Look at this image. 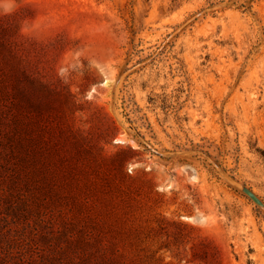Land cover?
I'll return each mask as SVG.
<instances>
[{
	"label": "rangeland",
	"instance_id": "rangeland-1",
	"mask_svg": "<svg viewBox=\"0 0 264 264\" xmlns=\"http://www.w3.org/2000/svg\"><path fill=\"white\" fill-rule=\"evenodd\" d=\"M0 56L48 200L0 203L2 254L264 264V0H0Z\"/></svg>",
	"mask_w": 264,
	"mask_h": 264
},
{
	"label": "trees",
	"instance_id": "trees-1",
	"mask_svg": "<svg viewBox=\"0 0 264 264\" xmlns=\"http://www.w3.org/2000/svg\"><path fill=\"white\" fill-rule=\"evenodd\" d=\"M1 61L3 59L0 56V147L2 148L0 150V169H2L0 177H2L1 182L5 184V190L0 195V203L5 205V210H9L12 217L21 215L23 219H26L24 213L36 212L37 214L38 210L48 201L45 196H41L34 189L30 192L31 198L29 199L26 190L29 177L25 164L28 153H30L33 168H35L33 172L36 171L40 157L37 143L41 115L35 108L32 112L28 111L30 105L26 94L19 87L13 73L6 69L4 66L6 64H1ZM47 157L49 162H52L50 150L47 152ZM32 181L35 184V177ZM102 261L101 264H116L114 259L110 258ZM47 263L52 264L49 261ZM0 264L39 263L18 252L8 250L2 254L0 248Z\"/></svg>",
	"mask_w": 264,
	"mask_h": 264
},
{
	"label": "water",
	"instance_id": "water-1",
	"mask_svg": "<svg viewBox=\"0 0 264 264\" xmlns=\"http://www.w3.org/2000/svg\"><path fill=\"white\" fill-rule=\"evenodd\" d=\"M244 191L253 201L262 206L261 202L251 192H249L247 189H244Z\"/></svg>",
	"mask_w": 264,
	"mask_h": 264
}]
</instances>
